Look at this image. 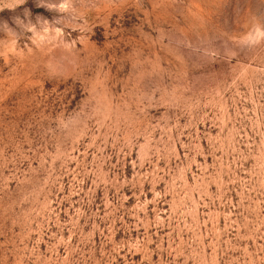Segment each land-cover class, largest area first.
I'll return each instance as SVG.
<instances>
[{
  "label": "rangeland",
  "instance_id": "1",
  "mask_svg": "<svg viewBox=\"0 0 264 264\" xmlns=\"http://www.w3.org/2000/svg\"><path fill=\"white\" fill-rule=\"evenodd\" d=\"M64 2L0 0V264H264V0Z\"/></svg>",
  "mask_w": 264,
  "mask_h": 264
},
{
  "label": "clouds",
  "instance_id": "2",
  "mask_svg": "<svg viewBox=\"0 0 264 264\" xmlns=\"http://www.w3.org/2000/svg\"><path fill=\"white\" fill-rule=\"evenodd\" d=\"M68 7H69L68 0H65V2L59 6L58 10L67 11ZM11 10H15V9H11ZM49 10H52V9L49 8ZM14 19L16 23L20 18L16 17ZM4 23L6 24L7 22H4ZM261 42H264V28L257 26L254 28L253 31L249 32L247 36L242 39L241 44L242 46L254 47Z\"/></svg>",
  "mask_w": 264,
  "mask_h": 264
}]
</instances>
